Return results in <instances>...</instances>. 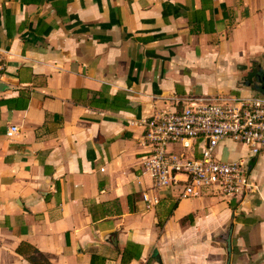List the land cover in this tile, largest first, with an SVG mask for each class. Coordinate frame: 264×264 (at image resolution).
Instances as JSON below:
<instances>
[{"label":"crops","instance_id":"0c3cea01","mask_svg":"<svg viewBox=\"0 0 264 264\" xmlns=\"http://www.w3.org/2000/svg\"><path fill=\"white\" fill-rule=\"evenodd\" d=\"M0 58V264H31L21 241L52 264H120L127 243L128 264H224L230 223V264H264V153L228 199L152 189L139 167L143 117L254 92L264 0H0ZM218 156L248 151L224 141Z\"/></svg>","mask_w":264,"mask_h":264},{"label":"built area","instance_id":"2783aa9c","mask_svg":"<svg viewBox=\"0 0 264 264\" xmlns=\"http://www.w3.org/2000/svg\"><path fill=\"white\" fill-rule=\"evenodd\" d=\"M4 63L0 58V81ZM144 152L139 167L152 189L175 187L179 198L212 192L222 198L243 197L251 191L249 160L264 153V96L249 94H200L182 99L179 107L162 110L140 120ZM19 131L10 125L6 136ZM231 141L246 147L248 156L223 160L218 147ZM103 170V169H101ZM149 209L157 196L142 193Z\"/></svg>","mask_w":264,"mask_h":264},{"label":"trees","instance_id":"16d2710c","mask_svg":"<svg viewBox=\"0 0 264 264\" xmlns=\"http://www.w3.org/2000/svg\"><path fill=\"white\" fill-rule=\"evenodd\" d=\"M15 251L23 256L31 264H52L36 247L26 241H21ZM140 255V247L135 243H127L121 251L120 264H128L133 258H138ZM98 256L91 255L90 264H94V259Z\"/></svg>","mask_w":264,"mask_h":264},{"label":"flooded vegetation","instance_id":"af4514ba","mask_svg":"<svg viewBox=\"0 0 264 264\" xmlns=\"http://www.w3.org/2000/svg\"><path fill=\"white\" fill-rule=\"evenodd\" d=\"M250 78H246L244 81L245 85L252 86V89L257 93H264V71L262 70H255V72L250 75Z\"/></svg>","mask_w":264,"mask_h":264},{"label":"water","instance_id":"95a60500","mask_svg":"<svg viewBox=\"0 0 264 264\" xmlns=\"http://www.w3.org/2000/svg\"><path fill=\"white\" fill-rule=\"evenodd\" d=\"M1 85V83H0ZM252 89V86H250ZM254 91V89H252ZM257 93L256 91H254ZM264 96V93H258ZM232 230H233V225L230 223L227 227V229L224 232V245H225V253H226V258H225V263L224 264H230V258H231V253H232V246H231V236H232Z\"/></svg>","mask_w":264,"mask_h":264},{"label":"rangeland","instance_id":"374dc122","mask_svg":"<svg viewBox=\"0 0 264 264\" xmlns=\"http://www.w3.org/2000/svg\"><path fill=\"white\" fill-rule=\"evenodd\" d=\"M248 68L250 69V71H248V73L250 74V73H252V71H253V69H254V66H253V64L252 65H250V66H248ZM251 76L250 75H248V78H250Z\"/></svg>","mask_w":264,"mask_h":264}]
</instances>
